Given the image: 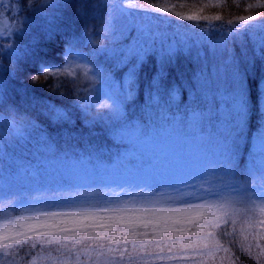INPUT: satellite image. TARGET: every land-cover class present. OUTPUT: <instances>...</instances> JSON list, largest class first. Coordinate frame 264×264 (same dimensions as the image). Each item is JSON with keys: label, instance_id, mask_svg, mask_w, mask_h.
<instances>
[{"label": "snow or ice", "instance_id": "snow-or-ice-1", "mask_svg": "<svg viewBox=\"0 0 264 264\" xmlns=\"http://www.w3.org/2000/svg\"><path fill=\"white\" fill-rule=\"evenodd\" d=\"M16 2L11 0V3ZM5 7L0 0V10ZM258 7L264 9V3ZM73 9L81 24L79 35H62L61 29L54 26L57 13ZM161 11L167 13L169 9H159L154 4L146 8L142 3L130 4L128 0H51L49 4H43L41 0L34 4H30V0H22L19 17H13L18 20V27H9L6 20H0L5 25L4 32L0 33V121L11 117L14 122H26L30 128H36L27 111L18 103L21 96H26L29 91L27 86L21 89L13 86L20 76L32 85L31 91L44 88L51 93L44 110L50 124L57 127H74L76 124L92 127L104 123L105 117H113L117 112L115 101L100 94L106 76L115 80L113 66L126 76L120 83L127 101L125 109L136 99L143 104L147 101H175L178 89L183 90L186 100L184 73L177 72V84L172 85L168 81V69L175 66L181 56L192 57L193 50L179 42L173 45L171 40L165 44L158 39H150L154 36L151 28L147 29L148 36L145 37V29L137 27L136 21L149 18L163 22L171 31L187 29L183 31L185 35L191 32V36L205 41L203 59L209 61L208 72L211 74L214 63L217 75L222 76L227 84L225 91L230 97L231 127L225 140L223 158L199 168L181 170L164 183L118 185L115 191L112 186H104L107 190L100 192L81 191V188L75 192H32L0 187V210L11 215L31 208L45 215L43 221L37 218L38 222L29 225L27 230L13 234L9 229L0 240L5 248L19 246L31 257L40 245L41 251L49 252L47 259L52 258V251L60 253L56 259L61 264H88L89 261L91 264H156L157 261L195 260L196 256L189 253L199 254L201 246L186 237L205 234L203 229L209 227L212 220L209 209L214 208L217 202L264 201V175L256 179L247 174L246 167H242L243 158L238 156L237 142L251 125L253 117L255 130L249 143L252 145L254 138L264 142V21L233 27L187 24L183 22L208 18L189 15L174 19L159 15ZM97 13H100L99 17ZM97 19L105 21L102 31L97 30L93 23ZM215 19L221 18L216 16ZM254 19L252 16L240 17L245 22ZM36 21L43 28L44 43L32 35ZM125 22L131 24L126 34L122 32ZM227 23L233 25L234 22L229 20ZM117 36L122 38L117 39ZM56 43L59 47L53 50L52 45ZM115 49L121 51L113 57L114 65L109 66L106 72L99 69L93 54L110 55V51ZM196 55H199L198 51ZM4 60L8 61L7 66ZM117 60L123 62L122 67H116ZM73 62H77V67L80 64L95 66L91 70L92 87L81 89L75 79H50L71 75L69 68ZM149 62L155 67L149 75L145 96V90L137 85ZM198 70L203 75V64ZM187 86L193 91L203 87L197 71L188 79ZM4 140L6 147L10 142L19 143L15 138ZM46 144H49L47 140ZM164 197L167 199L162 200ZM93 200L97 201L99 211L87 210ZM118 200L143 203L137 208L125 205L119 209L115 206ZM14 223L24 228L19 220ZM185 224L194 226L195 231L191 227H177ZM227 234L225 228L222 235ZM206 235L211 237L213 233ZM86 241L97 242L91 245L98 249L94 256L80 250ZM53 243L59 247L48 249L47 246ZM189 244L193 247H187ZM208 247L207 243L203 244V248ZM82 255L87 257L85 261H81ZM32 264H37V261H32Z\"/></svg>", "mask_w": 264, "mask_h": 264}, {"label": "trees", "instance_id": "trees-1", "mask_svg": "<svg viewBox=\"0 0 264 264\" xmlns=\"http://www.w3.org/2000/svg\"><path fill=\"white\" fill-rule=\"evenodd\" d=\"M36 0H30V4H34ZM102 2V0H101ZM130 4L142 3L146 8L153 4L163 9L167 7L169 12H159L161 16H169L174 19H179L182 16L196 15L207 17V20L199 21H184L187 24L200 25H222L224 27H233L235 25L246 23H259L264 21V9L258 7L264 3V0H128ZM10 3L11 15L9 9L0 10V20H6L9 27H18V20L13 17H19V9L22 7V0H17L16 3H11V0H4L3 4ZM43 3V0H41ZM47 4V3H43ZM251 6V7H250ZM98 17L100 13L96 14ZM58 19L55 22V27L61 29L62 35H79L81 24L76 19L73 10H64L63 13H57ZM220 16V20L215 17ZM242 16H252L256 19L252 21H241ZM232 20L233 25H228V21ZM97 30L102 31L105 27V21L97 19L93 22ZM40 22L36 21V27L33 30V37L40 39L44 43L43 28L39 26ZM137 27L145 29V37L148 36L147 29L151 28L154 36L150 39H158L165 44L171 40L172 44L182 43L186 48L193 50L192 57L181 56L175 66L168 69L170 75L168 81L172 85L177 84V72H183L185 75V85L187 87V99L183 97V90L177 91L175 101H147L145 104L136 99L124 108L127 103L125 99L119 97L120 116L109 119L105 117L104 123L92 127H84L76 124L74 127L61 125L57 127L49 122L48 114L44 110V104L51 93L44 88H39L35 92L31 91L32 85L24 77L20 76L13 82V86L17 89L27 86L28 94L22 95L19 104L29 114V118L36 124V128H30L26 122H14L11 117L5 121H0V169L6 167V171L12 167V158L18 157L29 163L45 162L49 165L50 177L58 184V192H69L75 189L77 185H86L91 189V185H104L105 176H111L110 181L113 182L116 188L118 184L137 185L135 181L136 160L131 155V147L133 149L134 140L141 138L152 139L163 136V132H167L168 136L177 138L179 141L189 137H201L208 145L204 158H209L215 148L220 151L221 160L224 155L225 140L228 135L230 125V97L225 91L227 84L223 82V77L218 76L216 66L211 65L212 72L209 74V61L203 59L204 50L203 44L205 41L202 38L185 35L181 29L171 31L163 22L154 21L149 18H144L142 21H136ZM131 27V24L125 22L122 25V31L126 32ZM5 25L0 23V33L4 32ZM7 38V37H5ZM104 43L103 40L100 41ZM59 47L56 43L52 45L53 50ZM121 49L117 50V56ZM199 55H196V53ZM93 59L99 69L108 71L109 66L114 65L113 58L109 55L97 56L93 54ZM126 62V59H125ZM3 63L7 66L8 61ZM122 62L117 60L116 67H121ZM203 64V75L199 73V65ZM154 63L149 62L145 71L140 77V82L137 85L145 90L148 84L150 73L154 70ZM112 71L114 79L110 78L113 84L117 83L120 86L122 81L121 73L113 66ZM197 71V77L203 87L193 91L190 86H187V81ZM52 80L60 79L61 81L68 79L77 80L78 87L87 89L92 87L90 81L86 79L61 76L50 77ZM126 79V76H125ZM124 80V79H123ZM107 87L111 93V87ZM121 88V87H120ZM86 94V93H85ZM124 97V92L122 94ZM120 95V96H121ZM71 111V109H69ZM73 116L76 113L73 111ZM255 117L251 121V125L245 129L244 135L238 139V156L243 158L242 167H246L247 174L249 172V164L255 160L257 156L250 145L249 140L254 135ZM18 139L19 143L10 142L5 144V140ZM46 140L49 144H46ZM51 144V145H50ZM214 153V152H213ZM131 168V169H129ZM126 170V171H124ZM66 172L71 179H76L71 185L68 183L62 186L58 181H61L63 176L67 178ZM67 182V181H66ZM56 187V185H52ZM130 204H128V207ZM212 220L209 227L203 229L204 235H189L186 239L199 244L202 251L195 255V260L184 261H157L156 264H264V222L257 216L255 209L237 210L226 208L225 206L210 208ZM225 221H228L225 224ZM177 227H191L195 231V227L185 224L177 225ZM227 229V235H222V232ZM208 232H212L211 237L207 236ZM96 241H86L81 251L90 252L91 245ZM207 243L208 248H203V244ZM59 245H48L47 248L52 250L58 248ZM193 247V244L187 245ZM250 248V250H249ZM41 246L37 245L35 255L29 257L19 246L14 248L10 257L0 258V264H20V258H24V262L34 261V256H39L43 253L48 257V251H41ZM98 249L93 250L94 256ZM57 252L52 251L51 257ZM60 256V255H59ZM85 261L87 257L81 256ZM23 262V263H24ZM22 263V264H23ZM50 264H61L60 261ZM134 264V262H127Z\"/></svg>", "mask_w": 264, "mask_h": 264}, {"label": "rangeland", "instance_id": "rangeland-1", "mask_svg": "<svg viewBox=\"0 0 264 264\" xmlns=\"http://www.w3.org/2000/svg\"><path fill=\"white\" fill-rule=\"evenodd\" d=\"M4 0H2V3ZM43 3H51V0H43ZM6 5V4H5ZM5 9L10 8V3L6 5ZM125 34L127 33L123 30ZM122 37L117 36V39H121ZM117 50L110 51V58L117 56ZM125 62V61H124ZM77 62H73L72 68H69V77H76L81 79H86L90 81L91 85H93L92 79V69L95 67L91 64H80L79 67L76 66ZM123 66V62L121 67ZM87 72V75L85 74ZM122 80L125 79V74L121 72ZM120 80L117 79L116 82ZM113 84L110 78H104V82L100 87V94L103 96H107L110 99L114 100L117 106V112L113 115V117L120 116L119 109V97H123L122 90L120 86L113 84L111 87V93L108 89L109 84ZM121 95V96H120ZM107 102V101H106ZM0 131L3 134V130L0 127ZM204 139L201 137H189L186 139L178 140L175 137L168 136L167 132H163V136L158 138L146 139L139 138L138 140H134L133 149L131 147V155L136 160L135 168H138L135 171V181L137 185H152V184H160L167 182L173 179L181 170H191L193 168H199L205 165L212 163L213 161H218L221 158L220 151L218 148H215L210 154L209 158H204L205 152L208 151V145L206 144ZM252 149L254 153L257 154L255 160L249 164V172L248 175L252 178L259 179L260 176L264 175V142L259 139H253ZM131 169V168H129ZM6 171V167L0 169V187L7 186L13 190H28L32 192L39 191H55L57 190L58 184L52 180L49 173V165L45 162H35L29 163L27 161H23L21 158L13 157L12 158V167ZM126 171V170H124ZM67 178L63 176L61 181H58L62 186L66 184H72L76 179H71L72 174L69 177V174L66 172ZM111 176H105L104 185L101 186L98 184L97 186L91 185V189L86 187V185H77L74 190L71 192H75L77 189L81 191L91 190L94 192H100L107 190L104 186H112L113 191H115L114 183L110 181ZM67 181V182H66ZM56 185V187L52 186ZM124 185V184H118ZM117 185V186H118ZM88 188V189H86ZM167 197L162 198V200H166ZM100 204L103 201L99 202ZM143 203L137 200H118L116 201V207L119 209H123L125 205L129 208H137L140 204ZM87 210L90 211H99V205L97 201L93 200L89 202ZM167 206V205H161ZM225 206L226 208H232L237 210L243 209H255L257 211V217L260 219L262 216L264 222V201L256 200L250 203H241L238 200H230L229 202H217L216 208ZM209 207V206H205ZM37 218L40 221L45 219V215L43 212L35 211L31 208L26 209L24 211L19 212L18 214H9L6 211L0 210V240H2L4 234L8 232L9 229L12 230L14 234L16 231L27 230L29 225L35 224L38 222ZM15 220H19L21 224L24 225V228L21 229L20 224L14 223ZM70 226V225H69ZM184 226V225H183ZM51 239V238H47ZM50 245H57L55 243ZM16 245H12L10 248H5L3 243H0V258L2 261H5L4 258L10 257L9 255L14 251ZM93 250L89 252L93 253ZM60 253H56V255L52 256L51 259H47L45 253L34 256L33 259L37 261V264H50L51 262L56 263L60 260L56 259ZM4 257V258H3ZM39 257V259H38ZM81 261L82 257H80ZM20 261L22 264L24 262V258L21 257ZM23 264H32L31 262H24ZM91 264V261L88 262Z\"/></svg>", "mask_w": 264, "mask_h": 264}]
</instances>
